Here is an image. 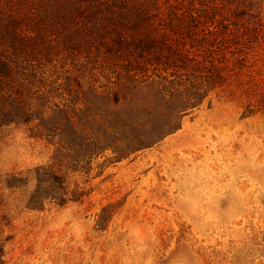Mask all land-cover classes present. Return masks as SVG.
<instances>
[{"label":"rangeland","instance_id":"374dc122","mask_svg":"<svg viewBox=\"0 0 264 264\" xmlns=\"http://www.w3.org/2000/svg\"><path fill=\"white\" fill-rule=\"evenodd\" d=\"M245 1L249 58L229 57L230 85L179 120H123L129 104L83 80L74 121L100 151L61 148L39 120L0 127V264H264V0ZM44 8L18 12L36 23ZM126 122H147L148 145L101 127Z\"/></svg>","mask_w":264,"mask_h":264},{"label":"trees","instance_id":"16d2710c","mask_svg":"<svg viewBox=\"0 0 264 264\" xmlns=\"http://www.w3.org/2000/svg\"><path fill=\"white\" fill-rule=\"evenodd\" d=\"M36 1L46 8L32 23L18 11ZM248 10L245 0H0V127L39 120L47 137L64 138L61 148L100 151L93 129L74 121L91 106L79 96L83 80L94 96L129 104L123 120H179L230 85L229 57L249 58L248 25L254 38L259 24ZM146 125L101 127L145 147Z\"/></svg>","mask_w":264,"mask_h":264}]
</instances>
